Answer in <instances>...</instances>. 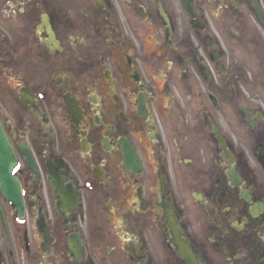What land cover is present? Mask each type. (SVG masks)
<instances>
[{
  "label": "flooded vegetation",
  "instance_id": "obj_1",
  "mask_svg": "<svg viewBox=\"0 0 264 264\" xmlns=\"http://www.w3.org/2000/svg\"><path fill=\"white\" fill-rule=\"evenodd\" d=\"M0 122V264H264V0H0Z\"/></svg>",
  "mask_w": 264,
  "mask_h": 264
},
{
  "label": "water",
  "instance_id": "obj_2",
  "mask_svg": "<svg viewBox=\"0 0 264 264\" xmlns=\"http://www.w3.org/2000/svg\"><path fill=\"white\" fill-rule=\"evenodd\" d=\"M14 164L15 155L0 124V180L5 185L15 180L12 174Z\"/></svg>",
  "mask_w": 264,
  "mask_h": 264
},
{
  "label": "rangeland",
  "instance_id": "obj_3",
  "mask_svg": "<svg viewBox=\"0 0 264 264\" xmlns=\"http://www.w3.org/2000/svg\"><path fill=\"white\" fill-rule=\"evenodd\" d=\"M162 81H163V80L161 79V80H160V83H162Z\"/></svg>",
  "mask_w": 264,
  "mask_h": 264
}]
</instances>
